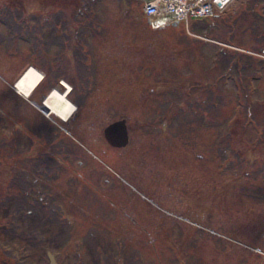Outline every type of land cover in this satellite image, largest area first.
<instances>
[{"label": "rangeland", "instance_id": "374dc122", "mask_svg": "<svg viewBox=\"0 0 264 264\" xmlns=\"http://www.w3.org/2000/svg\"><path fill=\"white\" fill-rule=\"evenodd\" d=\"M141 6L0 0V16L25 37L16 42L0 23V144L26 143L52 156L41 144L55 132L43 129L49 123L63 133L64 121L34 104L70 86L72 114H111L106 125L131 114L130 151L99 141L104 124L73 134L99 144L94 153L106 155L111 182L139 202L138 224L119 229L114 214L86 215L77 201L71 225L42 230L43 241H26L32 233L18 227L13 241H0L14 264H49L48 251L58 264H264V0H233L187 27L160 29ZM29 66L43 78L24 96L14 84ZM122 151L131 155L129 168L113 162ZM6 166L0 160V203ZM10 217L0 208V225Z\"/></svg>", "mask_w": 264, "mask_h": 264}, {"label": "flooded vegetation", "instance_id": "af4514ba", "mask_svg": "<svg viewBox=\"0 0 264 264\" xmlns=\"http://www.w3.org/2000/svg\"><path fill=\"white\" fill-rule=\"evenodd\" d=\"M8 18L9 16H0V23L11 31L16 42L20 39L25 40V37L20 36L19 31H12L14 27L12 23L7 22ZM27 39L26 42L32 39L33 42L36 41L34 35L32 38L28 36ZM34 48V53H37V46ZM50 91L39 95L38 101H35L34 105L45 116H52L54 119L61 118L59 115L53 114L52 110L48 111V107L44 103L45 97ZM61 92L66 95L70 102L76 103L77 100L70 96L71 88L66 86L65 90ZM109 116L111 114H69L65 119L61 118L64 121L63 127H61L63 133L47 123L43 130L46 132L49 129L50 133L54 131L55 134L52 136H56V138L51 139L48 132L49 142L41 144L53 152L49 158H41L39 149L33 148V151H27L29 145L26 143L19 142L12 147L8 144H0V155L2 154L0 160L4 166L7 165L2 177L0 208L5 217L6 214H11L10 219L0 225V230L5 235L4 238H0V241H13L15 239L13 234L18 227L29 230L32 237H28L26 241L34 243L42 240L40 237L42 230L51 231L55 228L66 230L72 223L69 215L73 211L74 201L80 204L78 209L86 215L98 211L97 214L106 219L108 215L114 214L115 222L112 224L115 228L119 229L125 224L132 226L137 223L135 221L137 217L136 207H138L139 202L129 191L117 186L115 181L111 182L110 175H108L111 168L109 166L106 170L107 163L104 161L106 155L104 154V158H100L98 154L94 153V150L100 149V146L98 147L100 138L103 141L105 139L108 147L115 150H125V148L133 146L135 128H132L131 114L123 116L117 114L116 119L109 121L106 125L104 119L107 122ZM113 123H118L117 128L113 129L116 134H122L123 131L126 133V143L122 146L112 144L105 135L106 127ZM95 124L106 125L101 128L102 134L99 135L97 146L90 143L88 139L85 141L84 138L79 139L74 136L73 132L76 129L83 130V128ZM146 129L151 131L150 128ZM127 151L130 150H125V152ZM125 152L116 154L118 158L114 159L113 162L117 163L118 166L129 168L133 162H131V155ZM87 153L91 155L88 156ZM117 160L120 162H115ZM140 167L143 168L144 176L147 175L148 166L144 168L141 165ZM138 178L140 179V175ZM120 215L129 216L131 220H128V223H122L120 222ZM154 225L155 228L162 226L161 223ZM48 252L49 264H52ZM50 253L53 255L55 263L58 264L55 255L51 251ZM0 264H14V262L4 252L0 251Z\"/></svg>", "mask_w": 264, "mask_h": 264}, {"label": "built area", "instance_id": "2783aa9c", "mask_svg": "<svg viewBox=\"0 0 264 264\" xmlns=\"http://www.w3.org/2000/svg\"><path fill=\"white\" fill-rule=\"evenodd\" d=\"M142 13L152 29L166 27L173 22L206 18L222 13L233 0H138Z\"/></svg>", "mask_w": 264, "mask_h": 264}, {"label": "bare ground", "instance_id": "6f19581e", "mask_svg": "<svg viewBox=\"0 0 264 264\" xmlns=\"http://www.w3.org/2000/svg\"><path fill=\"white\" fill-rule=\"evenodd\" d=\"M43 73L35 66H29L16 82L17 90L24 96H29L33 88L42 80ZM69 89L70 86H67ZM53 113L65 119L75 110V106L58 89H53L45 100Z\"/></svg>", "mask_w": 264, "mask_h": 264}, {"label": "water", "instance_id": "95a60500", "mask_svg": "<svg viewBox=\"0 0 264 264\" xmlns=\"http://www.w3.org/2000/svg\"><path fill=\"white\" fill-rule=\"evenodd\" d=\"M177 24V22H173V25H176ZM17 82V81H16ZM14 86H16V83L14 84ZM63 93V92H62ZM50 94V92L46 95V97H45V100H46V98L48 97V95ZM45 100H44V103H45ZM46 104V103H45ZM46 106L48 107L47 108V110L48 111H50L51 109L49 108V106L46 104ZM117 125H118V123H113V124H111V125H109V126H107L106 127V130H105V135H106V137H107V139L112 143V144H114V145H118V146H122V145H124L125 143H126V133L123 131V133L122 134H116L114 131H113V129H115V127L117 128ZM114 132V133H113ZM124 139V140H123ZM48 256H49V258H50V260H51V263L53 264V263H55V261H54V258H53V255L50 253V252H48Z\"/></svg>", "mask_w": 264, "mask_h": 264}]
</instances>
